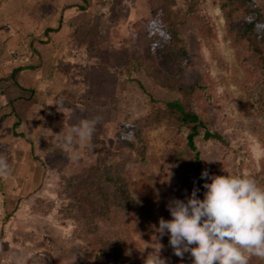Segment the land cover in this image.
I'll return each instance as SVG.
<instances>
[{
	"label": "rangeland",
	"instance_id": "rangeland-1",
	"mask_svg": "<svg viewBox=\"0 0 264 264\" xmlns=\"http://www.w3.org/2000/svg\"><path fill=\"white\" fill-rule=\"evenodd\" d=\"M174 1L187 69L202 78L212 101L198 96L195 104L228 142L201 145L207 172L247 173L264 187V116L246 114L240 88L246 75L227 39L219 0H203L212 37L186 12L185 0ZM149 21L147 0H0V45L11 56L0 69L7 76L0 77V91L14 107L7 116L1 114L9 108L0 110V264L99 263L78 235L79 225L62 214L67 200L60 186L63 177L76 181L102 162L116 164L126 152L119 134L146 116L150 99L177 98L132 60L133 25ZM47 28L57 31L45 35ZM39 44L45 45V62ZM248 64L259 68L254 56ZM48 115L63 116L60 131L42 126ZM147 141L145 162L125 170L140 207L112 206L111 221H97L99 232L119 239L122 264H154L158 254L165 264H192L190 253L177 257L168 235L153 228L160 218H171L170 200L185 199L193 190L183 187L177 166L189 159L188 151L167 124L150 129ZM252 260L264 264V258Z\"/></svg>",
	"mask_w": 264,
	"mask_h": 264
},
{
	"label": "trees",
	"instance_id": "trees-1",
	"mask_svg": "<svg viewBox=\"0 0 264 264\" xmlns=\"http://www.w3.org/2000/svg\"><path fill=\"white\" fill-rule=\"evenodd\" d=\"M174 4V0H147L150 21L145 25H133L130 42L132 60L136 65L155 85L175 93L177 98L169 101L150 99V110L146 116L127 125L119 134L126 152L120 153L116 164L102 162L99 167L83 171L76 181L63 177L60 186V197L67 200L62 214L79 225L78 235L92 248L98 264H122L124 253L119 239H105L99 232L97 221L109 223L114 205L122 211H134L140 207L139 200L131 192L125 170L145 162L147 132L150 129L163 124L174 127L189 154V159L183 164L177 163L182 172V185L199 188L202 197L205 181L201 173L207 171V166L201 145L219 143L228 146L222 133L206 123L195 104L198 96L211 104L212 101L202 78L187 69L190 59L182 48L180 22L172 15ZM219 7L236 62L246 75L240 83L245 94L246 114L249 117L264 116V0H219ZM185 10L208 37L213 36L214 27L203 9V0H185ZM55 31L48 28L44 33ZM252 56L258 61V69L248 64ZM13 125L17 127L18 122ZM42 126L58 132L64 126V118L48 115ZM253 257H249V264H252ZM71 264L85 263L78 259Z\"/></svg>",
	"mask_w": 264,
	"mask_h": 264
},
{
	"label": "clouds",
	"instance_id": "clouds-1",
	"mask_svg": "<svg viewBox=\"0 0 264 264\" xmlns=\"http://www.w3.org/2000/svg\"><path fill=\"white\" fill-rule=\"evenodd\" d=\"M203 198L194 188L185 199L167 204L170 219H159L155 231L168 235L177 257L190 253L192 264H249L264 258V187L249 174L210 175ZM161 247V245H160ZM154 264H165L159 254Z\"/></svg>",
	"mask_w": 264,
	"mask_h": 264
},
{
	"label": "crops",
	"instance_id": "crops-1",
	"mask_svg": "<svg viewBox=\"0 0 264 264\" xmlns=\"http://www.w3.org/2000/svg\"><path fill=\"white\" fill-rule=\"evenodd\" d=\"M48 29V28H47ZM32 32H33V30H31ZM31 31H30V29L28 30V32H27V30H26V32H27V34H29V33H31ZM3 35V32H0V36H2ZM44 37V36H43ZM1 43V42H0ZM44 47L45 45H38L37 46V49L40 51V53H39V55H40V57H41V60H42V62H45V58H46V54H47V52H41L42 50L40 49V47ZM12 47V46H11ZM46 53V54H45ZM11 56L8 54V52H7V50L5 49V47L3 46V45H0V69H1V66H8L9 65V63H10V61H11V58H10ZM45 57V58H44ZM47 59V58H46ZM48 60V59H47ZM42 62H41V64H42ZM13 63L11 62V65H12ZM4 75L2 74V72H0V77H3ZM3 78H7V76H4ZM0 96L3 98V105L2 106H0L1 108H0V110H5L6 108L8 109H10V112H3L4 114H1V115H9L10 113H12L13 112V110H12V107H11V102H9V100H8V98L4 95V93L2 92V91H0ZM5 111H8V110H5ZM7 118V117H6Z\"/></svg>",
	"mask_w": 264,
	"mask_h": 264
}]
</instances>
